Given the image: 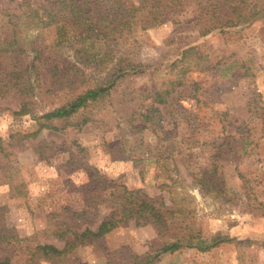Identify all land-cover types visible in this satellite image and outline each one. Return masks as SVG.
<instances>
[{
  "label": "rangeland",
  "instance_id": "374dc122",
  "mask_svg": "<svg viewBox=\"0 0 264 264\" xmlns=\"http://www.w3.org/2000/svg\"><path fill=\"white\" fill-rule=\"evenodd\" d=\"M49 1L0 0V16ZM233 7L227 0H181L163 25L136 34L129 52L141 65L137 74L56 122L62 132L24 139L36 129L33 115L87 84L40 94L26 116L15 115L20 100L13 93L0 100V139L9 153L0 154V262L54 264L31 263L28 251L39 244L63 249L67 241L53 232L74 240L96 231L115 212L111 194L125 187L155 206L165 226L128 220L56 264H264V0L241 2L248 21L204 32L227 21L212 18L216 9L231 16ZM5 21L1 35L14 30ZM27 28L15 32L36 43L43 61L65 68L71 52L51 48L54 28ZM87 76L96 80L91 71ZM175 242L180 251L159 252Z\"/></svg>",
  "mask_w": 264,
  "mask_h": 264
},
{
  "label": "trees",
  "instance_id": "16d2710c",
  "mask_svg": "<svg viewBox=\"0 0 264 264\" xmlns=\"http://www.w3.org/2000/svg\"><path fill=\"white\" fill-rule=\"evenodd\" d=\"M241 2L244 0H227V4L234 5L231 16L228 13L218 14L216 9L214 12L217 15H212V18L219 20L225 17L227 21L204 32L234 28L248 21L242 17L244 13L240 7ZM180 6L181 0H50L48 6L28 5L27 10L20 15L5 13L0 16V21L6 20L14 29L11 34H0V100L12 95L11 93L17 96L20 104L15 112L16 116L34 114L30 111L31 106L40 94L45 97L48 94L58 96L68 91H77L79 84H87L83 91L69 92L67 96L71 97L51 111L33 115L36 129L25 135L24 139H36L43 131L62 132L56 122L66 121L90 104L104 100L111 95L119 82L128 75L137 74L141 65L130 57L129 52L131 46L138 43L136 34L163 25L167 20V12ZM41 9L43 16H40ZM254 11L258 12L257 7ZM233 16H236V21L232 19ZM253 16L254 13L251 18ZM15 19L20 24H11ZM18 26L28 27L27 32L33 28H54L56 36L51 48L60 52L64 49L71 52L68 61H62L65 68L49 60L43 61L44 53L38 47L35 48L36 43L15 32ZM22 32L26 34V31ZM30 52L38 56L32 58ZM31 59H38V65ZM41 66L45 68V75L41 73ZM89 71L96 76V80L91 82L87 78ZM33 77L40 88L43 85V91H38L32 84ZM43 82H49V85L45 86ZM163 98L161 94H157L158 103H164ZM84 124L86 122L83 126ZM1 142L0 139V154L7 157L9 153ZM0 184H3L1 178ZM111 195L115 212L104 218L96 231L86 229L80 235L74 234V240H69L67 233L53 232L52 235L67 241L65 247L60 249L50 244L36 245L28 251V261L32 263L35 259H45L54 264L60 263L73 252L74 247L99 240L137 217H145L153 224L165 226L162 225L160 211L142 201L138 191L123 187ZM7 239L4 237L5 242ZM32 239L30 237L26 240ZM182 246L180 242H175L165 245L159 252L173 254L180 251ZM0 264H11V261L6 259Z\"/></svg>",
  "mask_w": 264,
  "mask_h": 264
}]
</instances>
